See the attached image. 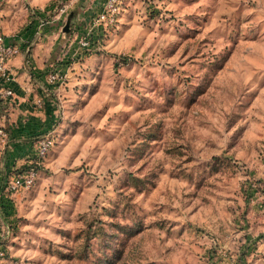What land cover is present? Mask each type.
Instances as JSON below:
<instances>
[{
	"label": "rangeland",
	"instance_id": "rangeland-1",
	"mask_svg": "<svg viewBox=\"0 0 264 264\" xmlns=\"http://www.w3.org/2000/svg\"><path fill=\"white\" fill-rule=\"evenodd\" d=\"M104 1L0 0L39 86L28 159L52 143L31 189L0 181V264H264V0H125L94 27Z\"/></svg>",
	"mask_w": 264,
	"mask_h": 264
},
{
	"label": "built area",
	"instance_id": "built-area-1",
	"mask_svg": "<svg viewBox=\"0 0 264 264\" xmlns=\"http://www.w3.org/2000/svg\"><path fill=\"white\" fill-rule=\"evenodd\" d=\"M124 1L125 0H105L101 11L96 15L92 25L96 27L104 23L113 22L115 15L119 14L121 5L124 3ZM61 12H64V9L61 10ZM42 25L43 24H41V26ZM80 47L87 48L88 42L86 40H81ZM19 53L20 48L18 45L12 44L9 39L0 36V96L2 98L9 99L13 96V90L10 85L13 81L14 73L10 66V61ZM56 79V75L50 74L47 80L49 82H54ZM42 103V100L37 98L34 102V106L36 108H41ZM0 136L2 138H6V133L4 130H2V128H0ZM51 145V140H49V138L46 136L37 142L32 157L33 161L29 160V164H33L34 167L30 168L28 171L19 172L12 175L1 174L0 181L2 180L3 190L7 193H14L31 189L35 185L38 178L39 171L36 169V167L41 166L42 160L48 154ZM1 255L2 253H0V256Z\"/></svg>",
	"mask_w": 264,
	"mask_h": 264
},
{
	"label": "crops",
	"instance_id": "crops-1",
	"mask_svg": "<svg viewBox=\"0 0 264 264\" xmlns=\"http://www.w3.org/2000/svg\"><path fill=\"white\" fill-rule=\"evenodd\" d=\"M7 39H9V38H7ZM18 39L22 40L21 38H18ZM23 60L24 59H23L22 54L20 52L17 56L12 58V60L10 61V66H11L12 71L14 73L13 81L10 85V87L13 90V96L9 99H5V98H2L0 96V112L2 110V106L5 104V101H7V103H9V104L12 103L10 105L20 106L21 108H26L28 110V112H26L27 114H22L23 119H20V121L21 122L23 121V123H20L18 125H13L10 123L9 120H7L9 122L7 127H9V129H11V130L10 131L4 130V132L6 133V138H2L0 136V142H2V143L5 142L6 140H9L10 136H8V133H7V131H9V133H10L9 135H11V138H14L13 139L14 142H12L11 145H18V146H14L13 148L11 146H9L11 149L8 150L6 152V154H4V157H3L4 164L1 163V165H4V167L7 169V171L9 169L10 170L11 169H18V168H16L17 166L16 167L13 166L12 161L14 159H16V160L17 159L18 160L28 159V152L30 151L29 146H30V142H31L30 134L35 132V131L37 132V130L41 126L40 119L36 118V117H38L37 115H39V114H33L31 112V109L25 107L26 105L23 104L24 99H27V97H29L28 93L31 91L32 87L33 88L39 87V86H37V84L33 85L30 80L26 84L23 81L24 75H20L19 77H17L16 72L18 71V69L21 68V64H22ZM32 73L33 74H30V76H29L30 78L36 76L37 72H35V74H34V72H32ZM36 99L37 98H35V95H34L32 103H34ZM33 106H34V104H33ZM1 123H5V121L2 119V121L0 120V124ZM0 128H2V125H0ZM2 130H3V128H2ZM4 171H5V169H4Z\"/></svg>",
	"mask_w": 264,
	"mask_h": 264
},
{
	"label": "trees",
	"instance_id": "trees-1",
	"mask_svg": "<svg viewBox=\"0 0 264 264\" xmlns=\"http://www.w3.org/2000/svg\"><path fill=\"white\" fill-rule=\"evenodd\" d=\"M27 30L29 31L30 29H27ZM29 33L31 35V33H32L31 30L29 31ZM48 111H49V109H45L46 113H48ZM29 160L30 159H28V161ZM28 161H26V164L22 165L16 171L14 170L15 172H12L10 175L15 174V173H19V172H25V171H28L30 168L34 167L33 164H29L30 161L29 162ZM36 169L39 171V167H36ZM0 200H1L0 203L2 202L1 203V209H2V211H4V210H6V208H8V205H6V203H4V196H3L2 190H0Z\"/></svg>",
	"mask_w": 264,
	"mask_h": 264
},
{
	"label": "water",
	"instance_id": "water-1",
	"mask_svg": "<svg viewBox=\"0 0 264 264\" xmlns=\"http://www.w3.org/2000/svg\"><path fill=\"white\" fill-rule=\"evenodd\" d=\"M69 23H70V20L67 21L65 27L63 28V32H65V33L69 32Z\"/></svg>",
	"mask_w": 264,
	"mask_h": 264
}]
</instances>
